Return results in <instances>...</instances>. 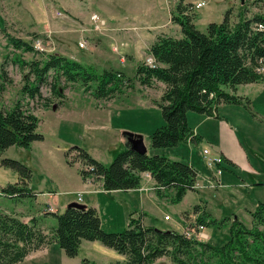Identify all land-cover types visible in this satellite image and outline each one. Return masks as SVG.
Returning <instances> with one entry per match:
<instances>
[{
    "label": "trees",
    "instance_id": "16d2710c",
    "mask_svg": "<svg viewBox=\"0 0 264 264\" xmlns=\"http://www.w3.org/2000/svg\"><path fill=\"white\" fill-rule=\"evenodd\" d=\"M186 11L178 5L177 14L172 13L180 34L157 35L147 49L152 61L142 60L134 71L141 85L155 82L163 85V93L155 102L163 123L150 134L153 149L174 147L182 142L197 145L203 140L188 124L189 111L219 118L218 104L232 103L244 104L251 112V100L237 95L236 87L260 82L264 77V13L247 17L239 12L238 20L231 23L226 9L220 22H209L206 31H200L193 23L194 16ZM10 40L14 48L33 50L19 38L10 37ZM20 63L28 69L21 91L29 98L43 99L40 86L47 83L50 72L53 73V80L48 83L50 92L59 97H63L60 78L65 82L80 81L84 86L94 81L93 96L97 99L121 94L133 82L122 71L105 69L97 74L82 62L56 53L48 54L43 61L22 59ZM0 80L10 82L4 68H0ZM3 90L4 82L0 84V93ZM44 106H49V102L45 101ZM38 122L34 111L24 108L21 101L6 108L0 104V153L10 146L29 148L34 140H43V134L37 130ZM71 148L77 150L86 167L80 170L82 177L95 175L107 191L138 187L144 172L154 178L158 197L169 196L168 192L173 190L171 202L179 203L188 190H196L197 169L167 154H143L124 148L109 164H104L85 148ZM0 165L18 175V181L0 188V196L11 199L36 196L29 186L32 171L24 162L5 157ZM199 209L197 203L192 213H198ZM48 213L56 217L57 223L44 232L36 217L22 220L15 213L0 209V264H16L52 243L58 244L65 255L74 257L83 240L98 241L124 256L113 264H151L163 256L169 257L173 264H264V202L260 201L250 212V226L233 215L216 219L202 213L196 217L197 225L203 228L214 225L227 229L228 238L221 245L195 237L194 227L187 229L191 230L189 233L163 230L145 225L142 216L133 214H129L122 230L107 231L96 208L86 204L82 208L65 207L61 213ZM182 214L186 216V210ZM82 264L94 263L83 258Z\"/></svg>",
    "mask_w": 264,
    "mask_h": 264
},
{
    "label": "rangeland",
    "instance_id": "374dc122",
    "mask_svg": "<svg viewBox=\"0 0 264 264\" xmlns=\"http://www.w3.org/2000/svg\"><path fill=\"white\" fill-rule=\"evenodd\" d=\"M196 1L201 0H0V68H4L7 71L8 78L10 79V82L7 83L3 81L4 90L0 93V104L6 108L13 106L17 101H21L24 108L34 111L37 115L40 121L38 122L37 130L44 136L43 140H34L29 148L15 145L10 146V148L0 153V160L7 157L24 162L32 171L29 186L33 191L41 188L45 193L36 195L35 197L24 196L22 199H11L0 196L1 210L13 212L22 220L36 217L38 226L44 232H49L51 228L55 227L57 220L54 215L48 212L61 213L66 207L67 199L77 198V194L62 192V189L66 188L65 183H69V167L66 166L65 160H63L62 147L68 151L66 159L71 163L81 162L77 150L71 148L73 145L85 148L88 153L90 152L93 154V157L95 156L94 158L104 157L103 155L107 156L110 153L106 148L108 144L111 145L109 146L110 148L116 144L113 140V133L120 131L117 128L112 129L113 127H110L108 131L106 127L88 124L82 120L85 116L93 123L95 121L98 122L97 114H94L93 111L94 107H96V102L89 99L90 96L94 95L93 90L96 86L94 81L89 83L90 85L84 86L80 81L65 82L64 78H60L59 86L60 88L62 87L63 97H59L50 92L48 83L53 80V73L50 72L47 83L40 86L43 99L27 97L22 93L21 88L24 84V74L27 75L28 69L21 66L20 60L31 61V59H36L43 61L47 58L48 54L56 53L82 62V64L100 74L105 69L115 70L114 68L107 67L109 66L108 63L113 65L115 60H122V57H124L123 53L127 47L120 49L118 47L119 44H117V39L130 38V36H123L122 32L125 31L124 29L130 27V29L137 28L142 30L144 35L142 31L137 32L138 34L140 33L137 42L133 41V44H130L127 48V50L131 48L129 50L131 59L127 61L126 66L123 65L125 69L122 72L126 76H131L133 82L131 88L123 89L121 96L119 95L120 93L115 95H119L116 99L117 103L124 107L117 111L114 116L113 125L123 127L122 131L124 132L134 131L135 133L142 134L143 141L148 149L153 152V150H158L159 148L153 149L151 147L150 134L156 130L157 126L163 123L158 104H155L156 99L158 100L161 93H163L161 92L163 87L162 85H158L157 82L150 86L141 85L135 79L134 65L142 60L147 61L146 59L149 56L147 55V48L145 47L147 43L144 36L149 35V33H151V36L154 34L178 36L181 29L172 20V13L177 14L178 5L186 8V12L194 16L193 23L200 31H206L209 22H220L226 9L230 12L229 20L231 23H235L238 20L239 12H244L247 17H251V15H255L256 13H264V0H245V3L240 2V0H202V7H196L198 3ZM91 11L102 13L101 15L107 19L108 28L104 29V33L92 31L90 26L91 20H89ZM117 30L119 32H116ZM10 37L19 38L27 42L32 46L33 50L24 51V49L14 48ZM83 38L87 41V46L84 48L79 46V42ZM115 47H118L117 51L113 50ZM119 50L123 54L122 56H119ZM126 56L127 54L124 57L125 60H127ZM261 81L254 83L252 88L249 87L251 90L247 94L251 100L264 88V81ZM3 82L0 80V84ZM241 88L245 90L243 86ZM131 93L135 96L136 104L134 101L130 103L129 98ZM45 97L48 99L46 100ZM45 101L49 102V106H44ZM103 101L100 100L98 102L99 105L105 104ZM91 103L93 104L92 114H89ZM128 104H131V106H127ZM62 105H66V107L57 111ZM247 112L249 113L248 116L251 124H245V128L249 132L252 130L250 138L256 141L260 137L264 138V120H261L263 121L261 122L255 119L248 109ZM254 113L256 114V112ZM215 121L209 118L202 120L201 115H197V113H191L189 116V122L194 128L193 130H196L200 134L220 132V130H217L219 123ZM87 125L91 127L86 129ZM122 135L125 136L126 133L125 135L122 133ZM223 138V143H227L233 150H237L238 148V150L243 152L242 149H244L249 156L264 151L260 149L262 147L258 142L250 140L242 132L240 133V138L236 140L241 147L240 149L237 145L233 146L230 144L229 140L231 139L226 136ZM59 145L60 147L57 148L56 146ZM201 148H203V144L193 147L191 144H184L182 142L175 149L172 148L173 151L171 153H173V159L184 161L187 160L185 157L188 154L194 163L202 167ZM172 149L170 148L169 150ZM151 151L150 153H152ZM261 155L264 154L261 153ZM85 168L81 162V169ZM74 170H77L76 166H74ZM207 170L210 169L208 168ZM200 174L202 181L199 182L203 190L199 192L189 191L187 197L179 205H176L177 203L174 202L163 205L162 211L166 213L164 215H169L171 220H161L160 226L163 230L174 229L178 232H183L186 229L189 230V228L194 227L195 232H193V235L195 237L213 245H221L228 238L227 229L224 226L223 228H217L214 225L200 229V226L196 223L197 218L193 217L192 207L198 201V194L200 199H204L203 193L208 195V192L211 191L210 188L207 189L208 185L205 183L206 177L204 178L203 174ZM40 176L49 177L50 179H46L47 181L44 183L41 181ZM88 177L97 179L95 175H88ZM210 179L213 181L211 188L215 190L217 188L215 186L216 182L212 176H210ZM51 180H58V188ZM16 181H18L17 173L12 171L11 168L8 169L0 165V188ZM48 190L54 192L47 193ZM172 192L173 190L168 192L169 196H166L168 200H170L169 197ZM107 199H110V197H100L99 201L104 203ZM216 206V210L220 209L218 213H222L221 216H225L226 213H228L226 215L231 216L236 209L233 207L227 209L223 203H220V205L216 204ZM154 208L149 203L145 206L144 210L147 213L146 216H148L144 218L145 223L151 225L157 223L155 218L158 216L152 213ZM185 209H188L186 216L182 217V212ZM103 211L105 210H102L101 215H99L100 217L102 216L103 229L107 231H119L126 227L125 214H122L121 208L110 210L117 212L116 215L121 217L119 218L120 221H114L113 223L111 220H105L103 216L105 212ZM207 211L211 212L209 209ZM246 213H239V217L240 220L243 219L241 221L244 224L250 226L251 218ZM243 214H246V216H243ZM201 215L203 214L201 213ZM137 216H142V214L140 213ZM106 218L109 217L106 216ZM150 219H152L151 223L149 222ZM202 234H204L205 239L202 237ZM81 243L78 253L74 257L65 255L64 250L58 244L52 243L30 253L24 260L16 264H82L83 258H89L94 264H113L117 260L124 259V256L98 241L83 240ZM151 264H173V262L169 257L163 256Z\"/></svg>",
    "mask_w": 264,
    "mask_h": 264
},
{
    "label": "crops",
    "instance_id": "0c3cea01",
    "mask_svg": "<svg viewBox=\"0 0 264 264\" xmlns=\"http://www.w3.org/2000/svg\"><path fill=\"white\" fill-rule=\"evenodd\" d=\"M202 1V0H201ZM201 1H196L197 2H201ZM203 5V4H202ZM201 5V7H202ZM102 14V13H101ZM90 16V14H89ZM125 31L122 32L123 36H130L129 39H117V44L118 47L120 49H125V47L128 48V46L131 44H133L132 42H137L138 40V36L140 35V33L138 34L137 32H140L142 30L139 29H130V27L128 29H124ZM116 32H119V30H117ZM104 33V32H103ZM143 35L144 32L142 31ZM112 35V34H111ZM157 35H153L151 36V33H149V35H146L144 37H146L145 41H146V48L148 49V47L150 46V44H152L153 40L156 38ZM84 39V38H83ZM112 43V42H111ZM127 48L124 50V55L121 54L120 50H119V56H124L127 54L126 58L127 60H125L124 57H122V60L117 59L115 60V62H113V65H110L111 63H108L109 68H114L115 70H120V71H124L125 68H123V65H127V61L130 60L131 55L130 51L131 48H129V50H127ZM127 50V52H126ZM122 51V50H121ZM147 51V50H146ZM145 51V52H146ZM144 52V53H145ZM148 55V54H147ZM75 58V57H74ZM119 58V57H118ZM77 59V58H76ZM129 65V64H128ZM131 66H133L131 64ZM135 69L137 64L134 65ZM134 69V71H135ZM263 75H264V69H263ZM264 81V77L262 79L261 82ZM255 83V82H254ZM254 83H247V84H241L238 85L236 88L237 90H235V93L237 95L240 96H244L250 99L249 95L247 94L252 86L254 85ZM258 83V82H257ZM158 85H162V83L158 82ZM244 87L245 90H242L241 87ZM163 87V85H162ZM251 87V88H249ZM264 87V85H263ZM232 92V89L230 90ZM162 92V91H161ZM121 96V94H119ZM115 96V97H111V98H100L97 99L95 98V96H90V100H95V105L96 107H94V114L96 113L97 117H98V122H91L90 119L88 120L85 116L82 118V120H84V122L88 123V124H94L96 126L99 127H106V129L109 131L110 127L117 128V130H120L116 133H113L114 135V141L116 142L115 145H113V147H109L111 146L110 144H108V146L106 147L108 149V151L110 152L109 155L104 157H97L95 159H98L99 161L103 162L104 164H108L109 162L112 161V159L116 156V153L121 151V149L126 148L125 147V141H126V137L122 135V133L125 135L126 132L122 131L121 126H115L113 125L114 122V116L116 115L117 111L119 109H122V107L124 106H120V104L117 103V98L119 97ZM130 103L131 101H134L136 104V100H135V96H133V93H131L130 96ZM100 100H104L103 103L105 104H101L99 105V101ZM251 100V99H250ZM250 108H251V112L253 110V113L256 112V114L254 115L253 113L251 114L255 119L257 120H264V88L261 90V92H259L257 95H255V97L253 98V100H251L250 102ZM92 103L90 104V112H88L89 114H92ZM127 106H131V104H128ZM126 106V107H127ZM66 105H62L60 106V108L57 109L60 110L61 108H65ZM218 114L219 118H215L211 116H208V114H198L197 115H201L202 120H206V118L211 119V120H216L215 122L219 123V128H217V130L214 133H207V134H200L198 132H196V130H193L194 128L191 126L190 122H189V116L191 113H195L192 111H189L187 113V119H188V124L190 127H192V130L195 131L196 133H198L199 135L202 136V141L200 143H198L196 145V147L199 146V144H203V148H201L200 150V156H201V163L203 164L202 167H200V165L194 163L191 159V157L187 154V160H185V162L189 163L190 165H193V167H195L197 169V177H196V184H195V189L196 190H188L185 195L183 196V198L179 201V203H177L176 205H179L180 203H182L183 199H185L187 197V194L189 191H193V192H199L202 191L203 188L201 186V183L199 181H202L201 178V174H203L204 178H205V183H207L208 187L207 189L210 188L211 191H209L208 195H206V193H203V198L204 199H200L199 194L197 197V203L198 205H200V209L198 213H193V217H197L198 215H201V213H207L209 214V216H211L212 218H216V219H220L222 216H228L225 214L221 216L220 213V209H217L216 204L220 205V203L225 204L226 208H236L235 211H233V216H236L237 218L240 219L239 217V213H244L247 212L246 214H248L250 216V212L257 206V204L260 202H264V151H261L260 153H256L255 155H251L249 156V154L246 152V150L242 149L243 152L241 150H233V148H231L227 143H223V137L226 136L227 138L231 139L230 144L233 146H238L239 149L241 148L238 145V142L236 140H238L240 138V133H245V135L247 137H249L250 140L252 141H256L253 138H250V136H252V134L250 132H252V130H250V132L245 128V124H251V122L249 121V113L247 112L246 107L241 104H226V103H221L218 104ZM196 114V113H195ZM263 122V121H261ZM90 125L86 126L87 128H90ZM240 127V129H238ZM196 128V127H195ZM132 130V129H131ZM114 132V130H113ZM131 132V131H128ZM134 132V131H133ZM132 132V133H133ZM137 132V131H136ZM219 132V133H218ZM135 133V132H134ZM221 133V135H220ZM256 142H258V144L262 147L260 148L261 150H264V138H259ZM145 144V143H144ZM182 144V143H181ZM186 144V143H184ZM190 144V143H187ZM206 144V145H205ZM72 145V144H71ZM192 145V144H191ZM193 145V147L195 146ZM73 146H78V145H73ZM115 146V148H114ZM147 146V145H146ZM57 148L60 147L56 146ZM80 147V146H79ZM177 146L174 147H168V148H164L161 150H153V152L151 150L148 149L147 147V152L150 153V151L152 153L150 154H167L168 156L172 157L171 151H173V149H175ZM66 148V147H65ZM172 150H169V149ZM210 151L209 152V156L210 157H216V156H220L223 160L222 163L218 164V165H212L211 167H209V164H207V156L204 155L203 153V149H207ZM243 148V147H242ZM63 151H62V155H63V160H65V164L67 167H69L68 171V182L69 183H65L66 188L62 189L63 193H68V194H77V198H71V199H67V204L71 201H77L86 205H90L96 208L97 212L99 215H101L102 210H105L103 212H105L103 215L105 217V220H111L112 223L114 221H120L119 218H121L119 215H116L117 212H112L110 211L112 210H118V209H122V214H125V225H127L128 223V219H129V214H133L132 216H137L140 213L142 214V222L145 225H151V224H147L145 223L146 221H144V218H147L148 216L145 209V206L149 204H152L155 208L153 209V214L157 215L158 217L155 218V221L157 222L155 225L152 226H156L157 228L159 227L160 229L162 228L160 226V222L161 220L164 221H170L171 218H169L168 220L164 219V214L165 211H162V207L163 205H167L169 203H173L170 200L167 199V197H158L156 195V191H155V181L154 178L151 177L150 174H146V172L141 174V181L140 184L138 185V187L135 188H131V189H127V190H120V189H116V190H105L102 186V181L100 179H92L89 177H85L83 178L80 170L81 169V162H75L72 164H68L67 163V157L65 155V149L64 147H62ZM89 154L91 156H93L92 153L89 152ZM260 154V156H259ZM95 157V156H94ZM0 158H1V154H0ZM173 158V157H172ZM184 158V159H185ZM74 166H76V171L74 170ZM210 170H207V169ZM222 169L220 170V172H217V169ZM205 170V171H204ZM212 176L216 182L217 188L215 190H213V188H211L212 185V180L210 179V176ZM49 178V177H48ZM46 177H42L40 176L41 181H43L44 183H46V179H48ZM203 178V179H204ZM50 179V178H49ZM59 180H61L59 178ZM54 185L58 188L57 185V181L55 180H51ZM35 194L38 195H42L45 194L43 192V190L41 188L36 189V191H34ZM50 192H54V191H49L47 193ZM100 197H110V199H107L104 203L100 202ZM217 198H219V200H217ZM170 199V197H169ZM197 203H195L194 205H196ZM66 204V205H67ZM193 205V206H194ZM114 206V208H113ZM118 206V207H117ZM216 207V208H215ZM202 208V209H201ZM210 210L211 212L207 211ZM186 210V209H185ZM188 210V209H187ZM186 210V211H187ZM202 210V212H200ZM139 211V212H138ZM163 212V213H162ZM184 212V211H183ZM182 212V213H183ZM235 212V213H234ZM215 213V214H214ZM164 215L162 217V215ZM213 214V215H212ZM246 214H243V216H246ZM231 215V216H232ZM106 216H108L109 218H106ZM183 217V216H182ZM101 218V224H102V216ZM251 218V217H250ZM243 220V219H241ZM124 222V221H122ZM149 222H152V219L149 220ZM185 222V220H184ZM251 223V222H250ZM124 224V223H123ZM103 227V225H102ZM163 229V228H162ZM204 229V228H203Z\"/></svg>",
    "mask_w": 264,
    "mask_h": 264
},
{
    "label": "built area",
    "instance_id": "2783aa9c",
    "mask_svg": "<svg viewBox=\"0 0 264 264\" xmlns=\"http://www.w3.org/2000/svg\"><path fill=\"white\" fill-rule=\"evenodd\" d=\"M201 4H203V3L202 2L201 3L198 2L196 7H201ZM89 20H91L90 21V26H91L92 31L103 33L104 29L106 30L108 28L107 19L104 16H102L97 11H93V12L91 11L90 16H89ZM37 43H39V42H37ZM86 44H87V41H86L85 38L82 41L79 42V46H81L83 48L85 46H87ZM117 49H118V47H115L113 50L117 51ZM146 60H147V62H151L152 61V59L150 57H147ZM203 152H204L203 154L207 156V164H209V167H211L212 165H218V164L223 162V160L221 158V155L220 156H216V157H210L209 156V152L210 151L208 150V148L207 149H203ZM220 170H222V169L218 168L217 172L219 173ZM146 174H149V173L146 172ZM169 218H170L169 215L164 216L165 220H168ZM199 228L203 229V226H200ZM185 231H188V230L186 229ZM190 231H188V233ZM202 235H203L202 237H204V239H205L204 234H202Z\"/></svg>",
    "mask_w": 264,
    "mask_h": 264
},
{
    "label": "water",
    "instance_id": "95a60500",
    "mask_svg": "<svg viewBox=\"0 0 264 264\" xmlns=\"http://www.w3.org/2000/svg\"><path fill=\"white\" fill-rule=\"evenodd\" d=\"M245 0H240V2L245 3ZM126 141H125V147L127 149H130L136 153H146L147 152V146L144 144L145 142L143 141V135L139 133H132V132H126ZM85 207V204L77 202V201H71L69 202L66 207Z\"/></svg>",
    "mask_w": 264,
    "mask_h": 264
}]
</instances>
